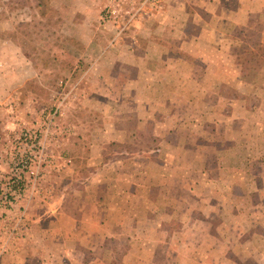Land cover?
<instances>
[{
	"label": "rangeland",
	"instance_id": "rangeland-1",
	"mask_svg": "<svg viewBox=\"0 0 264 264\" xmlns=\"http://www.w3.org/2000/svg\"><path fill=\"white\" fill-rule=\"evenodd\" d=\"M207 8L225 19L209 18ZM90 65H98L94 81L113 65L115 75L133 78L137 69L127 65H146L143 80L165 83L155 94L162 124L129 126L124 86L113 80V115L84 111L80 140L60 148L64 126L80 125L75 111L85 101L75 88ZM17 74L32 79L14 88ZM102 94L95 103L104 111ZM1 96L12 134L1 137L0 185L12 156L28 150L25 132L41 135L45 155L32 189L0 205V264H76L77 255L88 260L82 264L95 256L124 264L125 253L140 255L135 264H264V0H0ZM122 189L130 192L125 209ZM75 190L71 208L61 197L60 208L51 207ZM109 219L126 234L99 230L98 245L78 244L89 241L86 227ZM134 236L140 253L126 243Z\"/></svg>",
	"mask_w": 264,
	"mask_h": 264
},
{
	"label": "crops",
	"instance_id": "crops-1",
	"mask_svg": "<svg viewBox=\"0 0 264 264\" xmlns=\"http://www.w3.org/2000/svg\"><path fill=\"white\" fill-rule=\"evenodd\" d=\"M185 6H186V10L189 11V13H188L189 15L187 14V16L185 17V20H186V23H185L186 24V26H185L186 35H185V37L186 38L188 37V39L189 38L191 39L193 32L191 31V29H189V26L192 23L191 19H193V14H192L193 10H191L189 8L187 9L189 4L185 3ZM198 6H200V5H198ZM206 10L207 11H205V13L211 12L210 16H209V18H211V19H213L215 17L220 19V16H221L222 20L225 19V17L220 15V13H216L215 11L214 12L208 11V8ZM200 11L203 12V10H200ZM187 43H188V41H186L185 44H187ZM178 45H180V44H178ZM185 46L186 47H184L183 44L181 45V47L185 50V53H187L188 51L191 52L188 49V46L187 45H185ZM96 66H98V65H90L89 66V68H88L89 70H88L86 76H83V78H80V82L77 84V87L75 88V89H77L76 94L77 93L79 94V100L85 101V102H83V107H85V110L79 109V110L75 111L76 116H78L77 115L78 111L81 112L80 116H78L80 118V125L79 124H77V125L73 124L72 127L73 126H75V127H73V128L70 127V129H67V126H64L65 137H64V139L61 140V141H63V143H62V145H59L60 148H61V146H64L67 143L73 144V141L75 142L76 140H78V141L80 140L79 135H83V132L85 131L83 126L86 125L85 123L81 122V119H86V113L87 112H89L90 116H91V114H95V117H98V118L99 117L109 118L111 115H113L111 112L113 110L115 111V109H112L114 107L112 104H115V102L111 100L112 92H113V86H114L113 80L121 81L123 86H124V88H123V96L124 97H123V99L121 98L120 102L124 106L123 115L125 117V120H127L129 126H132V127L137 126V128H138L137 131H141V128L139 126H144L146 119H153L154 121H157L158 124L159 123L162 124L161 120H159V118L161 119L160 112L162 111V108L159 109V105H157V102H158L157 97L155 96V94L158 92V89L162 85H164L165 83H161L162 81L155 80L153 83L150 84V83H147L146 80H143L142 79L143 75L147 70L146 65H127V67L129 66V68L135 67L137 69L136 75L134 76V78L131 75H129L128 71H126V74H124V75H123V73H120V74L117 73V75H115L114 70H115L116 65H113L112 68L107 69L109 71H113V74H109V76L105 75L103 77L98 76V78H96L94 81V78L92 76V71L95 69ZM18 67H19V65H16L14 67L15 70L18 71V69H19ZM123 67H126V65H123ZM17 78H18V80H17L18 82L14 84V86H13L14 88L17 86H20L22 81H24L26 83L29 79H32V77L31 78L27 77L26 78L27 81H25L23 76H21L19 74H17ZM88 80H89V82L85 83ZM131 83H133L134 85H137V87ZM98 84H100L103 87V91H100V90L98 91V89L102 88ZM135 87H136V89H134ZM99 94H102V96H105L104 99L106 102L105 104L107 106H106V109L104 111L102 110V106L99 103L98 104L95 103L97 101L98 97L101 99V97H100L101 95H99ZM151 94H153L152 95L153 97H151ZM0 98H2V96ZM166 98H167L166 100H169V101L173 100V99H171L172 98L171 95H169ZM87 100H89L90 102ZM148 102H153V105L147 106ZM91 103H93V104H91ZM88 104H91L90 109L86 108ZM84 111L86 113H84ZM119 114H121V112ZM5 118L9 119L8 113H6ZM4 121H5V119H4ZM4 121H3V117H1V115H0V148L1 149H2L1 137H2L3 132L12 134V132L7 131L6 127L4 126ZM94 121L95 120L90 119V121H88L87 124L90 126V125H92V123ZM13 124H14V122H13ZM99 125L100 124L97 122V124H95V127L97 128ZM154 126H155V123H154ZM96 128L90 132L91 135H94V136L99 135V133L94 132L96 130ZM125 132H127V131H125ZM144 132H146V131H144ZM153 133L158 134L155 131H153ZM168 133L170 134V131ZM105 135H107V134L105 133ZM92 142H93V145H92L93 149L102 150V148H104V146L102 144H99V142H95V141H92ZM138 167L140 168V164H138ZM140 172H141V175L144 174L143 170H141ZM77 192L78 191L75 190L73 195L71 196V200L69 197V200L66 199V201L64 200L66 193L61 192V194L58 195V201H56V203L51 205V207H53V208L55 207L58 210L60 208V206L62 205V201L60 199V197H61V198H63V203H65L64 207L71 208L70 203L72 202V199L75 200L80 196L79 195L80 193H77ZM90 195L92 196V193ZM110 196H111V194L109 193L108 197H110ZM116 196L121 199V202L123 204V208L125 209L126 204L127 203L129 204L128 199L130 197V192L127 189H122V191H120L119 194ZM99 198L101 199V196ZM130 208H132V207L130 206ZM105 211H106V213H108V212L114 213L115 209L113 206L112 207L108 206V208H105ZM184 212H187V213L191 212V208H188V205L185 206ZM122 218H124V216H122ZM71 226H72V229H77V230L81 229V222L73 221L71 223ZM152 226H156L157 228L160 227V225L157 223L155 225H152ZM86 228H89V230H90L88 232L89 241L86 242L82 237H80L78 239L79 245H83V244L84 245H90V246L98 245L96 239L98 237L97 231H99V230L111 229L113 231L114 228H123V230H125V231H123V234L125 235L126 230L128 229L127 227H124L123 222L122 223H120V222L114 223V221L112 219H109V220L105 221L104 223L101 222V225H99L97 227H94V228L93 227H86ZM112 231L111 232L108 231V233H106V231H105V233H103V234L99 233L102 235L103 240H107L105 245H109L110 244L109 242H111V245L113 246V241H114L115 236L113 235ZM131 234L135 235L136 230L131 231ZM127 235L129 236V234H127ZM127 242H129V244L132 246H137L136 250L138 253L142 252L140 250V248L143 246V244H142V238L140 236H134L132 239H126V243ZM101 245H102V242H101ZM90 248H92V247H90ZM133 250H135V249L127 250V252H131ZM133 254H135L136 257H132L131 259H129V256L126 255V253H125V257L127 259H125V260L123 259L124 264H135V263L140 261V255L137 253H133ZM76 261H77L76 264H82L84 261H88V260L81 259L77 255ZM111 261L113 262V259L107 258L106 260H104L101 257L95 256V257H92L90 259L89 264H97L98 262H100V263L104 262L105 264H111ZM126 261H128L129 263ZM65 262H67V261H65ZM139 263H141V262H139Z\"/></svg>",
	"mask_w": 264,
	"mask_h": 264
},
{
	"label": "built area",
	"instance_id": "built-area-1",
	"mask_svg": "<svg viewBox=\"0 0 264 264\" xmlns=\"http://www.w3.org/2000/svg\"><path fill=\"white\" fill-rule=\"evenodd\" d=\"M23 136L22 146L28 150L23 149L12 156L10 173L0 185V205H11L22 198L40 177L38 169L45 155L44 141L34 131H27Z\"/></svg>",
	"mask_w": 264,
	"mask_h": 264
}]
</instances>
